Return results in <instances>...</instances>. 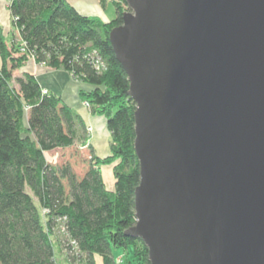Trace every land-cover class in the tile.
Masks as SVG:
<instances>
[{
	"label": "water",
	"instance_id": "1",
	"mask_svg": "<svg viewBox=\"0 0 264 264\" xmlns=\"http://www.w3.org/2000/svg\"><path fill=\"white\" fill-rule=\"evenodd\" d=\"M148 264H264V0H125Z\"/></svg>",
	"mask_w": 264,
	"mask_h": 264
},
{
	"label": "trees",
	"instance_id": "2",
	"mask_svg": "<svg viewBox=\"0 0 264 264\" xmlns=\"http://www.w3.org/2000/svg\"><path fill=\"white\" fill-rule=\"evenodd\" d=\"M111 1L116 16L109 21L83 15L66 0L8 4L25 49L19 50L20 41L7 45L0 26V264H58L55 244L80 264H95L96 256L101 264H121L113 249L128 247V264H148L146 246L124 233L136 221L140 176L133 148L135 102L108 40L127 5ZM30 57L88 84L79 98L105 118L110 153L99 157L90 145L77 147L87 161L82 173L67 159H46V153L84 141L86 129L59 96L42 93L33 74L14 76ZM97 58L102 65H95ZM108 164L113 190L105 187L99 169Z\"/></svg>",
	"mask_w": 264,
	"mask_h": 264
},
{
	"label": "crops",
	"instance_id": "3",
	"mask_svg": "<svg viewBox=\"0 0 264 264\" xmlns=\"http://www.w3.org/2000/svg\"><path fill=\"white\" fill-rule=\"evenodd\" d=\"M66 1L83 15L99 18L102 21H109L104 14L105 4H101L100 0ZM11 18L8 1L0 0V26L3 29L7 45H10L11 40L18 36L17 29L13 26ZM24 72L33 74L42 89H46L47 92L59 96L68 106L75 110L82 118L85 126L90 125L93 127L89 141L96 156L105 157L109 154L110 134L106 128L105 118L101 115L91 113L88 108L83 106L79 98L80 90L87 91L90 89L88 84L75 80L70 73L63 69L46 67L35 62L33 58H28L21 67L17 68L14 71V76H20ZM99 133L106 137L108 147L97 140ZM107 167L106 174H101V176L105 187L108 190H113L114 176L112 168Z\"/></svg>",
	"mask_w": 264,
	"mask_h": 264
},
{
	"label": "rangeland",
	"instance_id": "4",
	"mask_svg": "<svg viewBox=\"0 0 264 264\" xmlns=\"http://www.w3.org/2000/svg\"><path fill=\"white\" fill-rule=\"evenodd\" d=\"M125 11H127V9ZM104 14L108 20H111L112 18H114L116 16L115 7H114L111 0H106L105 6H104ZM11 22H12V18H11ZM19 41L21 43V40H11V42L14 44H16V42L19 43ZM30 58H32V57H30ZM46 93H47V90H46ZM81 102L83 104L86 101H81ZM86 103H88V102H86ZM83 106H85L86 108L89 109V105L86 106L83 104ZM92 131H93V127H92ZM91 134H92V132H91ZM91 134L90 135L87 134L89 137L87 136V138L84 141H82L80 143L77 142V143H75L74 146H72L70 148H67V149H64L61 151H56L54 153L53 152L46 153V159L50 162H53V163L56 161H59V160H61L60 162H62L64 159H67L71 164L74 165L76 172L82 173L83 169L87 165V161L84 159L83 154L77 149V147L81 149V148H85L84 146H86V147L89 146L90 145L89 140H90ZM97 140L99 142L105 144V146L108 147L107 139L105 136H103L99 133ZM86 143H87V145H85ZM109 153H110V150H109ZM102 166L103 167L100 166L101 167V170H100L101 174H106V170H108L107 166H109V168H112L113 164L102 165ZM100 167H99V169H100ZM112 173H113V170H112ZM113 254L115 257H121L122 258L121 264H128L127 263L128 260L132 259V247H128L127 250L119 249V248L113 249ZM55 257L57 259L58 264H80L78 259H71L69 257V255L63 250V248L62 247L60 248V246H58L56 244H55ZM95 264H101L100 258L97 256L95 257Z\"/></svg>",
	"mask_w": 264,
	"mask_h": 264
},
{
	"label": "built area",
	"instance_id": "5",
	"mask_svg": "<svg viewBox=\"0 0 264 264\" xmlns=\"http://www.w3.org/2000/svg\"><path fill=\"white\" fill-rule=\"evenodd\" d=\"M8 1V4L12 1V0H7ZM14 19V18H13ZM12 40H18V37H16V38H13ZM20 40V39H19ZM10 44H13L12 42H10ZM24 49H25V42L23 41V40H21V43H20V48H19V50L20 51H24ZM95 65L96 66H99V65H102V63L100 62V59L99 58H97V59H95ZM42 93H46V90L45 89H43L42 90ZM84 105H86V106H88L89 104L88 103H86V102H84L83 103ZM85 129H86V133L88 134V135H90L91 134V132H92V126H90V125H88V126H85ZM86 134V138H87V135ZM89 137V136H88ZM87 142V141H86ZM85 145H87V143L85 144ZM84 147H86V146H84Z\"/></svg>",
	"mask_w": 264,
	"mask_h": 264
}]
</instances>
